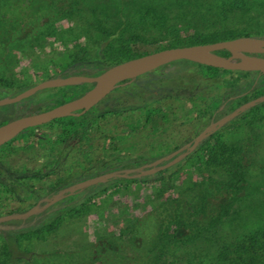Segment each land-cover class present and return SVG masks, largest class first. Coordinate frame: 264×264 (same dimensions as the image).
<instances>
[{
    "label": "rangeland",
    "instance_id": "1",
    "mask_svg": "<svg viewBox=\"0 0 264 264\" xmlns=\"http://www.w3.org/2000/svg\"><path fill=\"white\" fill-rule=\"evenodd\" d=\"M25 1L30 0H19L12 8L13 0H0L2 17H17L9 38L2 37L3 31L0 38V83L14 84L11 90L53 75L73 59L76 62L72 65L86 71L107 66L112 51L134 35L158 40V45L165 47L180 45L175 37L184 38L194 26L212 27L211 21L199 24L212 17H174L195 0H51L44 6L40 0H31L29 7ZM212 1L227 6L229 17L212 19L217 28L230 30L229 36L264 35V0H196L200 6H210ZM166 3L172 4L169 14L163 11ZM23 17L27 22L22 24ZM172 64L153 74L166 77L177 71L172 78L182 85L187 81L188 88L197 81L201 95L206 94L204 88L213 85L210 94L219 100L249 78L235 71L210 78L203 65L187 59ZM230 76L238 79L226 81ZM141 77L148 78L146 74ZM171 81L160 84L163 88L173 85ZM161 93L164 90H159ZM145 97L130 92L119 96L118 101L138 104ZM137 112L130 119L139 123L140 129L119 134L114 143L120 150L131 147L135 155L145 153L149 144L155 146L161 138L155 127L135 116ZM218 135L238 147L229 156L231 161L243 157L247 173L244 177L234 175V183L227 185L228 175L215 170L212 163L176 166L165 176L146 180L116 179L101 194L88 197L84 214L73 213L62 220L64 228L40 230L36 235L23 231L20 241L33 243L16 245L12 252L0 242V264H152L163 245V235L164 241L174 245L197 238L217 221L216 228L224 232L236 223H260L257 218L264 214V106L227 124ZM215 142L216 135L212 139ZM205 166V174L196 171V167L202 170ZM137 227L142 233L136 231Z\"/></svg>",
    "mask_w": 264,
    "mask_h": 264
},
{
    "label": "flooded vegetation",
    "instance_id": "2",
    "mask_svg": "<svg viewBox=\"0 0 264 264\" xmlns=\"http://www.w3.org/2000/svg\"><path fill=\"white\" fill-rule=\"evenodd\" d=\"M242 35L264 37V35L250 33ZM223 51L225 56L230 54L227 50ZM254 54L264 56V53ZM173 62L144 73L148 77L146 79L140 78V75L117 83L104 98L83 113L61 116L25 127L0 144V218L20 215L0 220L1 243L15 246L31 244L33 243L31 240L20 241L19 236L23 234V231L36 235L40 230L64 228L61 225L62 220H66L73 213L84 214L88 197L101 194L104 184L109 181L112 183L119 178L78 187L77 183L81 181L110 171L133 175L149 167L157 169L153 173L139 177H123L140 179L146 175H155L172 166L199 163L198 152L206 147L213 148L214 134L223 129L227 123L189 150L196 136L210 123L225 116L246 100L237 105L229 103L231 99L238 102L235 98H240L241 94H237L223 96L216 104L215 94H210L213 85L204 88L207 95H201V87L197 81L188 88L187 81H184L182 85L177 82V79L172 78L177 71L166 77L153 74L155 70L174 66ZM71 66L72 62L69 61L63 67H59L57 73L26 86L30 87L54 77L76 74L94 76L106 69L97 72L80 69L75 64L74 68ZM253 72L258 73V71ZM170 79H173L171 82L174 84L165 85L162 88L160 83ZM93 84L94 82H82L44 87L17 101L1 103L0 126L75 98L91 88ZM3 85L0 83V100L14 97L18 93ZM67 86H69L68 89L65 88ZM159 90H164V93L158 94ZM39 92L41 93L36 95ZM130 92L144 94L146 97L142 103L138 104L118 101L119 96L122 97ZM176 102L180 104L176 105ZM105 106L123 110L128 120H131L130 116H133L134 112L139 111L135 116L138 119L143 118L144 124L155 127L154 131L159 133L160 140L155 146L149 144L147 151L143 154L135 155L131 147L123 146L120 150L118 146H114L115 141L119 140V133L114 138H108L110 137L109 129L117 119H110L109 114L106 113L96 118L97 125L91 126L90 130L87 128V115L94 114L99 107ZM106 118L105 122L103 119L106 120ZM111 121L112 124H109ZM95 130L99 131V133L96 132L97 136L94 135ZM162 134L164 136H161ZM97 138L102 141L98 143ZM184 151H188L185 156L176 158L166 168H160ZM127 169L133 170L127 172Z\"/></svg>",
    "mask_w": 264,
    "mask_h": 264
},
{
    "label": "trees",
    "instance_id": "3",
    "mask_svg": "<svg viewBox=\"0 0 264 264\" xmlns=\"http://www.w3.org/2000/svg\"><path fill=\"white\" fill-rule=\"evenodd\" d=\"M19 0H13L11 5L12 8L15 7V4ZM26 3V1H25ZM31 0L26 4L28 7L31 5ZM51 0H40V4L42 6L49 5ZM218 3V2H217ZM167 7L164 8V12L169 14L171 12L170 6L171 3L165 4ZM227 5V3L225 4ZM41 6V7H42ZM6 12H2L5 14ZM7 14V13H6ZM166 14V15H167ZM0 12V38L1 32L2 37L8 39L9 32L13 26V20H17V17H2ZM174 17H204L203 20H206V17H229L227 15V6L221 7L218 4L216 5L215 1L210 3V6L207 3L203 6L200 3L189 2L185 9H179L178 13H175ZM20 21V23L27 22L26 17ZM208 19L206 21H200V23L204 24L206 22H212V27L207 28H198L194 26L191 30L192 32L187 34L186 36L181 37V35H177L175 37L176 43L183 44H195V43H209L213 41L223 40L233 38L235 36H229L231 33L230 30L227 31V28H217L214 26L213 19ZM218 22L217 19H215ZM7 30V31H6ZM8 32V33H7ZM177 45V44H176ZM172 44H167V46L163 47L158 45V40H145L143 38L132 36L126 42L122 43L116 50L112 51L110 63L107 66H101L95 69V71H101L108 66H111L115 63H118L122 60L129 59L132 57H136L142 54H146L149 52H153L162 48L176 46ZM217 53L224 54L223 50H218ZM79 61V60H77ZM72 62H76L73 59ZM205 67L206 76H218L220 74H230L235 71L241 76L249 77L245 85L234 86L233 90L227 92V97L232 95L241 94L240 98H235L238 102H234L235 100H229V103H233V105H237L242 101H247V99H251L256 97L257 95L264 93V73L259 75L257 72L253 71H242V70H227L221 69L217 67H212L208 65H203ZM74 68V65L71 66ZM224 73H222V72ZM232 80L238 79V77L230 76L225 78L226 81L231 82ZM7 88H13L14 84L8 83L6 84ZM26 85L20 86L17 88L18 90H14L15 92H19L23 90ZM219 97H216L215 103L218 104ZM264 106V101L258 103L257 105L241 112L235 118L230 120L227 124L232 123L240 117L249 114L252 110ZM97 110V109H96ZM106 113L109 114L110 119L115 118L117 121L112 127L109 129L110 137L114 138V136L125 133H134L137 129H140V125L137 122H133L132 120H128L124 114V111L119 108L114 107H99L98 111L94 114L87 115V128L90 130L91 126L97 125L96 118ZM227 126V125H226ZM225 126V127H226ZM64 127V125H63ZM87 129V130H88ZM219 131L216 132V142L213 148H207L206 151L200 150L198 152L197 160L199 161L196 165L191 166H204V165H212L215 167V170H221L222 173L228 175L229 181L228 183H234L233 177L234 175L243 176L247 173L245 169V165L243 164V157H237L235 161H231L229 156L234 154L236 151L235 144H231V142L227 141V138L221 137L218 135ZM213 135V136H214ZM239 150V149H238ZM173 167L166 168L162 171H159L155 175H146L141 177V180H146L152 176H165L168 171ZM196 171L199 174H205L204 172L208 171V166H205L202 170H198L196 167ZM213 177V175H212ZM139 178H133V180H140ZM246 182V181H244ZM250 182V181H249ZM249 182H247L249 184ZM110 183V181H109ZM109 183L104 184V187ZM241 184V182H239ZM235 214V213H231ZM228 216V215H227ZM259 215L258 220L261 219V222L250 221L246 223H236L235 227H230L227 229V232L220 231V229L216 228V224L214 227L207 228L205 232L201 233L200 236L194 238L189 241H184L182 243L169 245L168 242L164 241V235L161 237V241L163 245H160L159 255L156 259L152 261V264H264V217L262 218ZM237 217V216H236ZM234 217V219L236 218ZM233 219V220H234ZM222 222V221H220ZM255 223V224H254ZM218 225V224H217ZM137 232L142 233L140 228H136ZM177 232V231H176ZM178 233V232H177ZM180 233V232H179ZM169 237V234H168ZM169 239L172 241L173 238ZM8 248L12 252L15 248V245H8ZM163 249V250H162ZM176 254V257H175ZM170 255L173 256V259H167Z\"/></svg>",
    "mask_w": 264,
    "mask_h": 264
},
{
    "label": "water",
    "instance_id": "4",
    "mask_svg": "<svg viewBox=\"0 0 264 264\" xmlns=\"http://www.w3.org/2000/svg\"><path fill=\"white\" fill-rule=\"evenodd\" d=\"M218 50H227L230 52V54L227 56L221 55L216 52ZM254 53H264V37H251L248 35H242L209 43L183 44L162 48L153 52L122 60L109 66L94 76L76 74L65 77L45 79L35 85L21 90L14 97L1 99L0 104L25 98L44 87L63 86L82 82H94V84L83 94L75 98L67 100L47 110L22 116L1 125L0 144L17 134L25 127L41 124L61 116L83 113L98 103L102 98H104L117 83L125 79H133L146 72L154 70L161 65L175 60L187 59L200 64L227 70L258 71L260 75L261 73H264V56H259ZM263 101L264 93L241 103L225 116L210 123L196 136L194 143L189 147V150L193 149L196 143L224 126L241 112ZM187 153L188 151H184L173 160L162 165L160 168H166L170 166L171 163L176 160V158H182ZM132 170L133 169H127L126 171L131 172ZM156 170L157 169L154 167H149L133 175H128V173L125 172L110 171L81 181L77 183V186L82 187L85 185L94 184L96 182H106L110 179L128 176L139 177L143 174L153 173ZM12 216L18 217L20 215L3 216L0 218V220Z\"/></svg>",
    "mask_w": 264,
    "mask_h": 264
}]
</instances>
